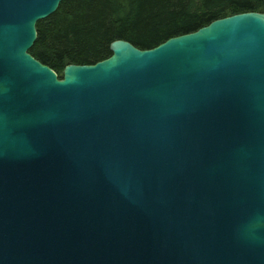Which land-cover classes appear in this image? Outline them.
<instances>
[{"label": "water", "instance_id": "1", "mask_svg": "<svg viewBox=\"0 0 264 264\" xmlns=\"http://www.w3.org/2000/svg\"><path fill=\"white\" fill-rule=\"evenodd\" d=\"M65 0H0V264H264V13L63 77Z\"/></svg>", "mask_w": 264, "mask_h": 264}, {"label": "trees", "instance_id": "2", "mask_svg": "<svg viewBox=\"0 0 264 264\" xmlns=\"http://www.w3.org/2000/svg\"><path fill=\"white\" fill-rule=\"evenodd\" d=\"M247 12L264 13V0H65L55 14L38 22L30 54L62 78L69 65L110 58V45L117 40L151 50Z\"/></svg>", "mask_w": 264, "mask_h": 264}]
</instances>
